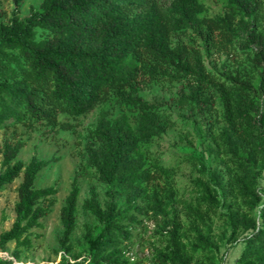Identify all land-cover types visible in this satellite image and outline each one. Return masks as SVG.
I'll return each instance as SVG.
<instances>
[{
  "label": "trees",
  "instance_id": "trees-1",
  "mask_svg": "<svg viewBox=\"0 0 264 264\" xmlns=\"http://www.w3.org/2000/svg\"><path fill=\"white\" fill-rule=\"evenodd\" d=\"M23 1L10 0L5 18L0 12V130L40 124L54 130L60 115L80 117L102 99L135 112L134 127L123 113H97L83 157L105 199L100 204L89 187L81 206L96 226L84 225L74 250L80 191L74 174L58 213L54 264H143L131 253L147 221L163 248L146 264H219L213 220L223 226L219 243L242 244L234 264H264V0H221L223 12L214 17L201 0H42L21 17ZM235 49L246 64L206 67L214 54L229 58ZM160 81L181 84L173 101L202 125L200 152L165 165L142 152L173 126L162 102L139 96L140 83ZM23 147L10 139L1 146L0 191L21 181L14 220L0 233V251L14 244L11 259L0 264L19 262L31 248V231L57 192L34 182L58 158L23 162ZM181 164L199 175L188 182L196 195L184 221L172 186Z\"/></svg>",
  "mask_w": 264,
  "mask_h": 264
},
{
  "label": "rangeland",
  "instance_id": "rangeland-1",
  "mask_svg": "<svg viewBox=\"0 0 264 264\" xmlns=\"http://www.w3.org/2000/svg\"><path fill=\"white\" fill-rule=\"evenodd\" d=\"M42 0H24L20 9V16L24 17L30 7H37ZM170 0H158L161 5H167ZM206 7V16L214 17L223 12L224 2L221 0H201ZM10 0H0V12L5 18L11 11ZM181 39L185 37L181 36ZM177 40L176 38L173 41ZM240 62L246 64L245 54L235 49L229 56L214 54L204 61L207 68L220 71L221 64ZM181 86L178 82L160 81L144 82L139 85V96L146 101L162 102V110L168 116L173 126L168 128L163 136L155 139L149 146L142 149L150 157L156 158L163 165L176 158H182L200 152L202 125L200 121L186 108L176 105L173 101L176 91ZM218 106V105H217ZM107 109L111 115L125 114L128 124L134 127L135 112L131 109L120 107L108 99H102L90 112L80 117L60 115L58 127L51 130L40 124L33 129L22 126H13L0 130V162L1 146L5 140H21L24 147L20 150L18 158L27 162L33 155L40 159H49L54 156L57 161L43 169L36 176L34 186L43 188L54 186L57 190L53 196V204L50 213L40 220L41 226L31 231V248L23 252L22 259L15 264H54L58 256L53 254L57 247L56 238L59 236L61 227L58 213L64 198L69 192L70 183L75 173H78L79 196L76 207V225L71 235V243L74 250H78L84 225L96 226L94 218L82 209V202L88 197V189L94 186L100 204L104 202V187L97 183L89 169L84 166L83 145L88 138L89 131L95 124L96 115L100 110ZM216 164L211 163V166ZM1 172V166H0ZM199 175L192 171L188 164H181L176 170L172 186L176 190L177 203L175 207L179 211L180 220L184 221V210L196 192L188 189V182L197 179ZM21 177L0 191V233L7 231L14 220V203L16 202V188ZM261 186H264V172L261 174ZM169 216V207H166ZM214 241L219 245L217 259L219 264H234L242 250V244H222L218 242L223 226L218 220H213ZM145 230L138 233L132 246V260H140L146 264L156 250L163 248V242L153 237L154 223L147 221ZM14 247L13 242L6 244L5 250L0 251V258H10V252Z\"/></svg>",
  "mask_w": 264,
  "mask_h": 264
}]
</instances>
